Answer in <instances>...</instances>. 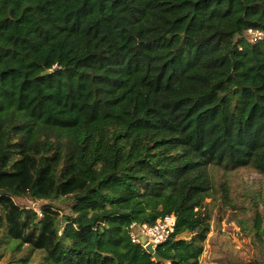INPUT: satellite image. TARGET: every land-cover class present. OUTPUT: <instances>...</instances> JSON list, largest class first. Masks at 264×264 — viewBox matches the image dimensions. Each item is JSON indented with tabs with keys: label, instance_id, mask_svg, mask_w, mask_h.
Instances as JSON below:
<instances>
[{
	"label": "trees",
	"instance_id": "1",
	"mask_svg": "<svg viewBox=\"0 0 264 264\" xmlns=\"http://www.w3.org/2000/svg\"><path fill=\"white\" fill-rule=\"evenodd\" d=\"M248 28L264 30V0H0V246L199 264L215 174L264 177V38ZM170 214L155 260L130 225Z\"/></svg>",
	"mask_w": 264,
	"mask_h": 264
},
{
	"label": "rangeland",
	"instance_id": "2",
	"mask_svg": "<svg viewBox=\"0 0 264 264\" xmlns=\"http://www.w3.org/2000/svg\"><path fill=\"white\" fill-rule=\"evenodd\" d=\"M221 172L215 174L216 194L205 199L209 231L202 242L199 264H262L264 244L256 234L255 222L261 218L264 228V177L250 168ZM18 202L40 212L39 200L23 198ZM42 263V253L27 246L18 252L5 242L0 246V264Z\"/></svg>",
	"mask_w": 264,
	"mask_h": 264
},
{
	"label": "built area",
	"instance_id": "3",
	"mask_svg": "<svg viewBox=\"0 0 264 264\" xmlns=\"http://www.w3.org/2000/svg\"><path fill=\"white\" fill-rule=\"evenodd\" d=\"M245 35L250 42H257L264 38V30L248 28ZM175 226V216L173 214L158 218L153 224L132 223L130 225L129 236L132 242L141 243V237H145L148 243L154 248L165 241L173 232ZM142 244V243H141ZM145 248V244H142Z\"/></svg>",
	"mask_w": 264,
	"mask_h": 264
},
{
	"label": "water",
	"instance_id": "4",
	"mask_svg": "<svg viewBox=\"0 0 264 264\" xmlns=\"http://www.w3.org/2000/svg\"><path fill=\"white\" fill-rule=\"evenodd\" d=\"M46 73V72H45ZM141 243L145 244V249L153 256V259L158 260L159 256L155 251V248L152 246L151 243H148L145 237H141Z\"/></svg>",
	"mask_w": 264,
	"mask_h": 264
}]
</instances>
